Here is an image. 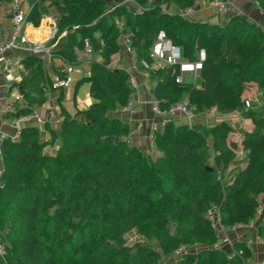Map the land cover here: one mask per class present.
<instances>
[{
  "label": "trees",
  "instance_id": "16d2710c",
  "mask_svg": "<svg viewBox=\"0 0 264 264\" xmlns=\"http://www.w3.org/2000/svg\"><path fill=\"white\" fill-rule=\"evenodd\" d=\"M109 1L30 0L28 22L39 26L52 7L59 31L66 32L54 58L77 64V50L89 38L103 62L90 60L87 75L76 83V89L90 83L95 103L74 114L62 107L58 126L45 125L47 142L33 125L23 126L15 141L2 140L0 264H160L181 246L188 252L174 264H249L253 253L247 243L236 241L228 254L207 214L216 207L224 227L256 218L264 194V108L246 112L254 127L243 133V167L231 168L240 146L229 141L225 122L207 127L169 120L155 134L159 154L153 157L130 143L129 123L109 116L131 95L128 71L111 63L127 33L142 69L141 60H149L157 33L164 31L187 61H196L201 50L206 58L203 87L177 83L178 64L149 72L161 110L187 99L196 115L213 109L228 115L243 110L246 83L264 89V26L242 12L222 24L184 19L164 12L161 4L139 14L128 5L106 14ZM169 1L183 10L195 0ZM255 1L264 13V0ZM23 62L29 73L19 89L27 106L16 104L15 112L6 113L13 119L44 106L43 89L52 82L43 58L27 56ZM56 143L55 154L44 153ZM256 234L264 239V213ZM129 235L136 237L131 244Z\"/></svg>",
  "mask_w": 264,
  "mask_h": 264
},
{
  "label": "built area",
  "instance_id": "2783aa9c",
  "mask_svg": "<svg viewBox=\"0 0 264 264\" xmlns=\"http://www.w3.org/2000/svg\"><path fill=\"white\" fill-rule=\"evenodd\" d=\"M23 0H10V7L12 9L11 16V27L9 31L2 33L0 41V71L4 74L5 80L7 82L6 91H10L14 84L20 82L18 78L19 68H20V58L12 57L11 53H17L23 56H37L40 58H51L53 57V52L57 49L59 40L65 36L66 32H60L58 28V15L57 13H43V18L52 19V28L48 34L46 40L42 41H33L30 39L26 33L27 18L31 12L33 5L28 7L27 11H24L22 8ZM240 0H195L192 6L187 7L183 10H180V16L184 19H192L193 14L200 9L202 6L206 5L215 10L217 15H220L223 12L233 11L241 12L239 7ZM157 4L156 0H147L144 5H141L137 0H113L110 3L109 9L106 11V14L111 13L113 10H116L119 6L128 5L136 8L134 13L139 14L144 11H147L151 6ZM161 8L164 12H167L163 5ZM76 28V27H75ZM85 47L84 50L87 54H93L94 50L91 45L90 39L86 38L84 40ZM122 46L131 54L135 56V51L131 46L130 36H123ZM206 58L204 50H201L198 54V59L196 61H187L184 59L182 54V49L180 46L174 44L170 39H168L164 31H159L153 41V44L149 51V60H141L142 72L145 76H149V72L153 69H157V62H162L165 66H172L178 64L180 66V73L176 75L175 81L177 83H183L184 78L183 74L189 73L193 75H199L201 71L202 63ZM65 61V60H64ZM67 63L64 71L60 74H56L52 79L51 85L45 87L44 93L48 97L50 93L54 90H62L70 88L72 84L71 75L73 73L84 74V70L81 67L77 66L74 63ZM137 67V62L133 63L132 68L128 71L129 79L128 85L131 89L130 99L128 104L123 107V110L129 115H135L137 113V107L140 103L141 88L140 84L132 72V69ZM19 103L20 106H27L26 102L23 99L21 93H17L10 97L3 113H11L16 111L15 104ZM248 107L250 102L245 101ZM152 111L155 116L159 117V120L153 121L150 126V133L148 135V148L144 152L148 155H153V149L155 144V134L164 130L166 123L169 120H173L176 116H182L187 121L189 126L195 125L196 114L188 106L187 99H184L180 102L173 103L169 106L167 110H161L159 102L155 99L152 101ZM215 110L207 111L208 115H212ZM32 121H37L39 124L53 123L55 121V113L49 112L46 117H41L37 111V107H33L32 112L27 115H22L16 118L11 126L15 130V133L11 136L12 140H17L20 137L21 128L23 124L30 123ZM1 155V149H0ZM3 184L0 182V188ZM264 213V206H261L258 209V214L255 219L250 220L246 225H236L232 227H224L221 224L220 215L216 207L211 208L208 211V217L213 221L214 225L217 226L219 232H237L242 229L246 230H255L258 223V220L262 217ZM256 240L264 245V239L260 238L256 234ZM227 241V240H226ZM219 245V244H218ZM177 254L180 256L188 252V249L185 246H181L177 251ZM4 254V246L0 237V255ZM261 264H264L262 262Z\"/></svg>",
  "mask_w": 264,
  "mask_h": 264
},
{
  "label": "crops",
  "instance_id": "0c3cea01",
  "mask_svg": "<svg viewBox=\"0 0 264 264\" xmlns=\"http://www.w3.org/2000/svg\"><path fill=\"white\" fill-rule=\"evenodd\" d=\"M9 2L10 1L0 3V41H1L2 33L5 31H9L11 27L12 9L10 7ZM30 5H31L30 0L22 1V8L24 11H27ZM170 5H173V4L170 2ZM238 5L240 6L242 13H245L246 15H249L251 13L253 15V18H256L255 19L256 22L262 23L264 25V14L257 6V3L243 2L241 4L239 2ZM255 5H256V8H255ZM168 7H169V4H168ZM49 9L50 11L48 13L50 14L55 13L52 7H50ZM179 11L180 10L178 9V11H175V12H179ZM230 12H233V11H230ZM220 15H217L213 8L204 5L193 14L192 19L197 20V21H203V22H209L212 24H216L221 21ZM250 18L252 19V16ZM52 25H53L52 19L48 17L41 19L39 26H34L32 23L27 21L26 33L28 34L30 39L33 41L46 40L52 28ZM125 35L128 36L127 33L123 34V36ZM123 36L120 39V45H121L120 52L115 54L112 57L111 66L116 69L129 70L130 68H132L133 63L135 64V62L137 61L135 59V56L129 53L122 46L121 43H122ZM10 55H12V57L18 56V58H20V68H19V74H18V78L20 82L18 84H14V87L10 91L7 92L6 91L7 82L5 80L4 74L0 71V144L4 138L11 137L15 133V130L11 126V123L15 119L10 118L9 116H6V113H3V109L5 108L11 96L17 93H20L19 84L21 83L22 79L25 76H27L29 73L27 67L25 66V63L23 62V60L27 56L19 55L17 53H11ZM77 55H78V63L76 65L81 67L82 70H84V74L73 73L71 75L72 84L70 88L64 89V91H61V90L52 91L50 95L46 97L45 105L42 107H37V111L39 115L43 118L46 117L49 112L55 113V121L53 123H49L51 126L55 128L58 126L59 122L63 118L62 107L65 109L66 112L70 114H74L77 110H80V111L86 110L87 108H89L90 105L95 103V99L92 98L90 95V83L84 82L78 87V89H76V83L77 81L82 79L83 76L87 75V72L90 69V66H89L90 60H96V61L103 62V59L98 53L87 54L84 49L77 50ZM66 66H67V63H65L63 59L58 58V57H55V58L51 57V58L43 59V70L45 71V73H47V75L50 76L51 79H53L56 74L62 73ZM157 66H158L157 68H162L165 66V64H163L162 62H157ZM132 72L137 78L140 84V88H141L140 103L138 104V107H137V113L135 115H129L123 110V108H119L118 110L114 112H110L109 116L117 117L121 119L122 121L129 123L130 126L133 128L130 134V137H129L130 143L137 146L141 150H146L149 146L147 138L150 133L151 123L153 121L159 120V117L155 116L152 111V101L155 100V97L152 93L153 83L149 79V76L148 77L145 76L142 70L138 68V64H137V67H135V69H132ZM198 76H200V74L193 75V74H189L185 72L183 74V78L185 82L193 83L197 87H203L202 79H201V82L198 83ZM85 84H87V88L85 90L86 95L84 96V98L80 99L78 96V92ZM18 104L19 103H17V105ZM17 105L15 104V107ZM229 115L231 114L222 115V114L217 113L216 111L213 112L212 115H208L205 112L203 114L196 115L194 123L205 125L207 127H214V125L209 123L210 121H212V119L214 120L215 118H217L218 120V117H219L220 120L218 121L216 120L217 121L216 124H220L223 121H225V117ZM182 119L185 120V118L183 117ZM184 120L180 121V123H177V124L184 123V125H186L187 121L186 120L184 121ZM46 123L47 122H45L44 124H39L37 121H32L30 123L23 124V126H27V125L37 126L40 129L41 141L47 142L50 138V134L45 128ZM208 124H210V126H208ZM229 141H230V138H229ZM231 141L237 142L234 140H231ZM241 141L237 142L238 145L240 146V149L236 152L237 153L236 160H242L243 158H245V163H243L245 166L247 157H246V153L241 149ZM57 146H58L57 143L54 146H51V145L46 146L44 149V153L45 154H55L57 150ZM153 152L155 156L159 154L158 150L155 147L153 149ZM2 170H3V165H2V161L0 157V175H1ZM259 200L262 203V206H264V194H262L259 197ZM219 234H220L219 244L221 245L224 244L225 248L230 251V254L234 252V249H233L234 243L236 241H243L247 243V245L251 248L252 253H253V256L249 264H261L262 262H264V245L256 240L255 230H246L244 228L237 232L225 231V232H219ZM180 257L181 256L177 254V252H175L174 254L170 256L164 257L162 260L169 262V264H174Z\"/></svg>",
  "mask_w": 264,
  "mask_h": 264
},
{
  "label": "rangeland",
  "instance_id": "374dc122",
  "mask_svg": "<svg viewBox=\"0 0 264 264\" xmlns=\"http://www.w3.org/2000/svg\"><path fill=\"white\" fill-rule=\"evenodd\" d=\"M112 1L113 0H110L109 2L111 3ZM243 2H248V3H250V2L254 3L255 2L256 3L255 0H240L241 4ZM156 3L164 5L163 7L166 10H168V12L174 13L175 11H178V8L175 5H170L169 0H156ZM168 4H169V7H168ZM255 8H256V5H255ZM135 9L136 8L133 7L131 10L133 11ZM233 14L234 13L230 12V11L226 12V13L225 12L221 13V15H220L221 21L219 23L222 24L221 22H224L225 20L229 19L231 16H233ZM249 15H250V17L252 16V20L255 21L256 18H253V15L251 13ZM256 23L259 24L258 22H256ZM260 24H262V23H260ZM95 36L99 37V33H96ZM200 82H201V77L198 76V83H200ZM86 88H87V84H85L79 90L78 96L80 99L84 98V96L86 95V92H85ZM242 100L244 102L243 110L235 112V113L225 117V121H223V122L227 123L229 125V127L231 128V131L229 133L230 141L234 140V141L240 142L241 139L243 138V133L244 132H250L253 129V127H254L253 121L251 119L246 118V112H248L249 110L259 111V110L264 108V89L258 83H255V82L246 83V92L244 93ZM246 100H248L250 102L249 107L245 103ZM173 120H175L174 121L175 123H180V121H182L184 119H182V116H178V117L173 118ZM216 120H217V118H215L214 120L212 119V121H210L209 123L216 126L217 125L216 122L218 120H220L219 117H218V120L217 121ZM210 124H208V126H210ZM152 156L154 157L155 155L153 154ZM243 163H245V158H243L242 160H234L231 163V168H234L235 166L242 167V166H244ZM135 239H136V237L134 235L128 236V240H129L130 244L132 242H134ZM227 252H228V254H230L229 250H227ZM160 264H169V262L163 261Z\"/></svg>",
  "mask_w": 264,
  "mask_h": 264
},
{
  "label": "water",
  "instance_id": "95a60500",
  "mask_svg": "<svg viewBox=\"0 0 264 264\" xmlns=\"http://www.w3.org/2000/svg\"><path fill=\"white\" fill-rule=\"evenodd\" d=\"M111 140H112V141H114V140H115V138H114V137H111ZM187 153H188V152H187ZM207 169H208V170H211V167H210V166H208V167H207Z\"/></svg>",
  "mask_w": 264,
  "mask_h": 264
}]
</instances>
